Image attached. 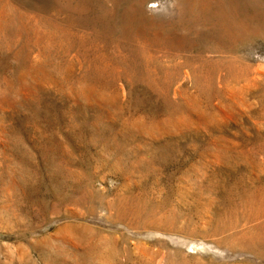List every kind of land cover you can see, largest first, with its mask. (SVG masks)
I'll use <instances>...</instances> for the list:
<instances>
[{
	"label": "rangeland",
	"instance_id": "1",
	"mask_svg": "<svg viewBox=\"0 0 264 264\" xmlns=\"http://www.w3.org/2000/svg\"><path fill=\"white\" fill-rule=\"evenodd\" d=\"M0 264H264V0H0Z\"/></svg>",
	"mask_w": 264,
	"mask_h": 264
}]
</instances>
